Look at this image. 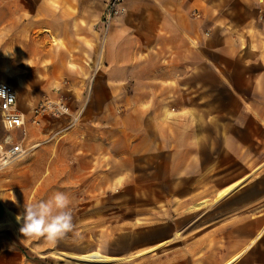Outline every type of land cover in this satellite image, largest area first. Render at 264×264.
<instances>
[{
    "label": "crops",
    "instance_id": "obj_1",
    "mask_svg": "<svg viewBox=\"0 0 264 264\" xmlns=\"http://www.w3.org/2000/svg\"><path fill=\"white\" fill-rule=\"evenodd\" d=\"M30 1L21 18L25 28H41L72 47L81 48L84 39L95 48L86 78L93 68L96 74L84 87L85 98L70 108L82 109V118L72 130L69 119L56 120V127L61 135L78 131L70 138L72 190L89 175L87 189L115 188L124 197L130 210L122 220L137 229L152 224L146 236L154 243L133 246L121 235L130 260L264 264V139L258 134L264 105L250 97L257 77L240 60L241 42L246 50L256 43L257 29L250 35V24H237L233 2L123 0L124 12L105 33L106 0ZM108 202L112 206L111 194ZM76 250L71 253L80 254ZM0 264L58 263L26 250L3 226Z\"/></svg>",
    "mask_w": 264,
    "mask_h": 264
},
{
    "label": "rangeland",
    "instance_id": "obj_2",
    "mask_svg": "<svg viewBox=\"0 0 264 264\" xmlns=\"http://www.w3.org/2000/svg\"><path fill=\"white\" fill-rule=\"evenodd\" d=\"M224 1L225 4L230 3L228 6L233 2L236 7V12L234 11L231 17L236 19L237 24L243 26L246 23L250 24V35L254 33V28L257 29L256 43L251 44L246 50L243 41L241 42L243 46L240 60L244 61L242 67L245 72L257 77L256 90H251L250 97L256 103L264 105V0ZM50 2L56 3L55 0ZM0 10L5 12L0 15V81L16 88L18 107L26 119L25 133L19 130L7 132L0 120V145L10 136L13 142L21 143L23 149L27 151L23 157L0 170V217L4 216L6 209L22 217L25 204L47 200L56 192H63L70 198L69 208L74 225L72 232L53 245L43 237H27L20 231L12 230L24 242L26 250L58 264L63 263L53 251L72 252L73 248L78 249L76 251L79 253L97 250L109 257H126L119 264H136L137 260L135 258L130 260L132 255L126 254L130 249H125L126 239H121V235L131 237L133 246L139 245L138 243L151 244L155 240L146 235L152 224L147 222L138 225L137 229L135 222L122 220L123 216L127 217L130 210L125 204L124 197H121L115 188L106 191L87 189V182L91 179L89 175H82L80 190L73 191L70 138L78 131L73 130L61 135L57 132L56 120L48 118L42 122L44 129L37 131L28 121L30 105L42 94L49 93L52 97L61 98L71 109L81 102L83 94V99L85 98L84 87L93 81L92 72L95 68L88 78L86 76L93 67L89 59L95 48L84 39H81L83 42L81 48L72 47L67 45V39H57L41 28L36 30L25 28L21 18L24 17V10H31L30 0H0ZM8 10L15 14L9 16ZM193 16L199 18L196 17L197 14ZM13 18L17 19L15 30L13 26H9V22H14ZM214 23V20L209 22L210 25ZM211 32L210 29L206 30L205 36L211 35ZM31 37L34 46L29 45ZM46 52L53 55V61L50 54L45 55ZM56 58L62 61H57ZM224 102L228 100L225 99ZM259 115H264V111ZM256 117L259 119L258 115ZM76 126L77 124L69 128L73 129ZM258 134L264 139V129L260 128ZM61 136L63 139L60 140ZM68 139L67 143L65 140ZM62 140L65 141L63 145ZM37 143L39 145L35 147ZM61 151L67 154L63 160L57 158V153ZM109 194L112 206L108 205ZM75 198L80 202H75ZM199 206L200 204L196 207ZM136 236H139L138 240L134 239ZM182 244L183 241H179L173 246ZM164 257L166 255H161L160 258Z\"/></svg>",
    "mask_w": 264,
    "mask_h": 264
},
{
    "label": "built area",
    "instance_id": "obj_3",
    "mask_svg": "<svg viewBox=\"0 0 264 264\" xmlns=\"http://www.w3.org/2000/svg\"><path fill=\"white\" fill-rule=\"evenodd\" d=\"M124 12L123 0H106L101 15V23L106 33L112 21ZM198 17V15L196 16ZM97 68L92 72V78ZM0 120L7 132L21 131L25 133V115L18 107V94L16 89L9 83L0 81ZM83 110L73 112L70 107L58 97L42 94L30 107L29 123L34 127H40L45 119L61 120L69 119V127L79 123ZM8 146V148H6ZM27 153L21 143L13 142L8 136L4 144L0 145V158L14 161Z\"/></svg>",
    "mask_w": 264,
    "mask_h": 264
},
{
    "label": "clouds",
    "instance_id": "obj_4",
    "mask_svg": "<svg viewBox=\"0 0 264 264\" xmlns=\"http://www.w3.org/2000/svg\"><path fill=\"white\" fill-rule=\"evenodd\" d=\"M3 94V92H0ZM12 163L10 159L0 158V170ZM70 198L63 192H56L47 200L24 205L20 232L27 237H43L48 243L55 245L73 230V217L69 208Z\"/></svg>",
    "mask_w": 264,
    "mask_h": 264
},
{
    "label": "bare ground",
    "instance_id": "obj_5",
    "mask_svg": "<svg viewBox=\"0 0 264 264\" xmlns=\"http://www.w3.org/2000/svg\"><path fill=\"white\" fill-rule=\"evenodd\" d=\"M230 191L231 188L225 189L224 191L217 194L218 198H221L222 196L224 197V195ZM17 217L18 216L16 214L6 209L3 219L0 220V227L6 226L15 232H19L20 228L22 227V221H18ZM177 235L178 234H176V236ZM53 254L59 258L63 264H119L120 262L124 261L122 258H114L103 255L97 250L80 254L65 251H53Z\"/></svg>",
    "mask_w": 264,
    "mask_h": 264
}]
</instances>
